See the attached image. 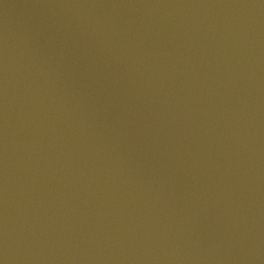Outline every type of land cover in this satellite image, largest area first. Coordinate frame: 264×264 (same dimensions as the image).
<instances>
[{"label": "water", "instance_id": "1", "mask_svg": "<svg viewBox=\"0 0 264 264\" xmlns=\"http://www.w3.org/2000/svg\"><path fill=\"white\" fill-rule=\"evenodd\" d=\"M260 237L264 0H0V264Z\"/></svg>", "mask_w": 264, "mask_h": 264}]
</instances>
